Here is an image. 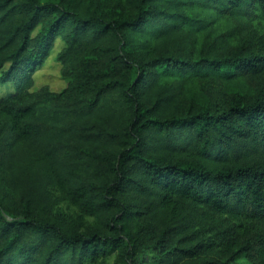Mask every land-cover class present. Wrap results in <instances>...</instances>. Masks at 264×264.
I'll list each match as a JSON object with an SVG mask.
<instances>
[{"label":"trees","instance_id":"1","mask_svg":"<svg viewBox=\"0 0 264 264\" xmlns=\"http://www.w3.org/2000/svg\"><path fill=\"white\" fill-rule=\"evenodd\" d=\"M263 70L264 0H0V264H264Z\"/></svg>","mask_w":264,"mask_h":264},{"label":"rangeland","instance_id":"2","mask_svg":"<svg viewBox=\"0 0 264 264\" xmlns=\"http://www.w3.org/2000/svg\"><path fill=\"white\" fill-rule=\"evenodd\" d=\"M63 47V41L60 38H56L54 45L50 49L43 63L33 73L32 90H35L39 86L46 85L51 91L57 92L62 91L72 82V76L62 74V64L59 60H57V54ZM256 51L262 53L263 48L258 45ZM255 79V85H257L264 93V70L258 73L255 76ZM11 89V83L0 82V97L3 96L6 91ZM248 91L249 93H253L255 91V87L249 86ZM65 208L69 210L72 209L71 207L66 206V203H63L61 205V209ZM118 255L119 253L113 252L102 257L96 264H118L120 263V257Z\"/></svg>","mask_w":264,"mask_h":264}]
</instances>
